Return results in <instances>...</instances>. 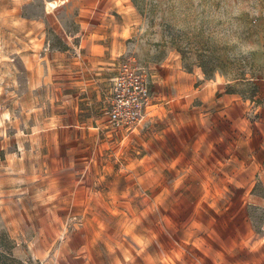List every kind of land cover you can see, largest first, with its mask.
I'll return each mask as SVG.
<instances>
[{"label": "rangeland", "instance_id": "374dc122", "mask_svg": "<svg viewBox=\"0 0 264 264\" xmlns=\"http://www.w3.org/2000/svg\"><path fill=\"white\" fill-rule=\"evenodd\" d=\"M130 1L140 17L125 51L107 48L94 54L79 47L77 11L71 6L57 11L66 19L63 28L57 25L37 39L3 34L2 27L18 22L3 13L7 4L0 3V109L13 115L0 133V231L12 240L14 255L24 256L28 241L49 235L45 194L54 190L61 196L73 183L82 182L94 192L100 190L107 206H102L101 194L100 201L95 199L99 209L93 212L69 210L60 201L53 213L58 241L64 223L78 215L97 221L94 228L106 236L107 252L116 256V264H264V0ZM46 2H21L19 12L42 17ZM18 45L23 47L20 53ZM169 52L177 53L185 69L192 71L199 67L197 56L207 55L213 72L209 77L202 72L205 79L196 84L200 88L201 83L219 80L223 87L211 98L195 95L196 84L186 90V102L176 110L184 121L194 111L220 106L212 101L224 96L227 83L234 87L226 93L229 114L235 132L239 126L248 129L234 159H191L182 140L168 143L167 128L178 121L171 119L172 106L155 93L152 105L157 106H150L154 115L132 132L111 129L103 95L92 110L82 99L91 86V76L81 69L88 57L94 56V78H105L98 82L105 93L114 70L110 63L122 57L145 68L154 92L158 84L149 66ZM29 59L40 63L45 81L58 77L59 98L45 99L56 84H40L37 98L28 96ZM16 75L21 99L11 96L16 84L10 79ZM73 78L83 82L71 86ZM213 123L220 124L216 115ZM18 136L19 148L16 142L10 145ZM11 149L13 159H21L19 177L16 164L5 165L12 159ZM87 172L95 179L73 181V174ZM75 200L85 202L84 193L76 192ZM24 259L40 264L38 259Z\"/></svg>", "mask_w": 264, "mask_h": 264}, {"label": "crops", "instance_id": "0c3cea01", "mask_svg": "<svg viewBox=\"0 0 264 264\" xmlns=\"http://www.w3.org/2000/svg\"><path fill=\"white\" fill-rule=\"evenodd\" d=\"M27 1L28 0H0L1 4H7V6L4 7L3 13H7L11 16L9 19H17L18 22L15 25L16 27H11L10 25H5L7 26L6 28L2 27L1 31L3 34L13 35L16 33L18 36L21 35V37L24 35L39 39L43 37L48 30L56 29L57 25L63 28V25L66 24V19L62 20L57 14V11L71 6L72 9L74 8L77 11L76 22L78 26L75 34H81L79 47L92 54L97 51L104 52L107 48L111 52H124L127 48L125 41L133 34L135 25H137L140 17L130 0H47L42 17H29L19 12L21 9V2ZM49 1H58L59 3L49 9ZM18 40L20 41L19 38ZM107 41L109 42L107 43ZM32 45L33 49L36 50L34 43ZM21 47V45H18V49H16L18 53L22 51L23 47ZM93 57L94 56L88 57L90 61L87 63L83 61L84 66L81 67V69L88 71L87 75L91 76L89 82L91 86L86 91V96H83L82 99L86 100L85 104L88 106V109L92 110L103 95L102 108L106 116L105 108L108 90H106V93L102 91L103 84L98 83L103 82L105 78H94L95 73L92 72L94 68V62L92 61ZM114 60L116 61L110 63L114 70L113 75L109 78L108 88L111 78L115 75L119 58H114ZM26 63L27 67L31 68V74L27 77L28 86L31 88L29 93L27 91L28 96L29 94H33V98H37L39 95L37 91L40 84H56V86H51V88H49V92H47L45 99L59 98L58 93L55 91V88L59 85L57 80L58 77H47V82L45 81L46 77H40V63L32 61L31 59ZM10 64V62H7L5 66L10 68ZM149 68L158 87L152 92L151 104L147 108V118L154 115L152 112L153 109L150 108V106L152 105L153 98H155V93L158 98H162L165 103L172 106V108L168 109L171 112L172 110L174 111V117L171 119L178 121V123H171L167 128L168 143L175 138L182 140L185 144L184 148L191 154V159H234L235 148L247 139L248 129L239 126L240 129L235 132V125L232 122L233 117L229 114L231 101L226 92L224 96L217 101H212L214 103L213 106L216 104H220V106H215L213 109L206 108V110L194 111L192 113V118L184 121L182 114L180 112L176 113V110L180 111L183 102H186V90L195 86L198 81L205 79L200 67H196L193 71L186 70L179 55L174 52H169L160 61L150 65ZM17 76L18 75L12 76L10 79L12 84H16V87L12 88L15 93L11 96H17V99H21V81L19 78L17 79ZM13 79L15 80L13 81ZM82 82L83 81L80 79L73 78L70 84L71 86H77ZM199 85H201L200 88H198L199 86L197 85L193 92H195V95H204L205 93V98H211L215 91L223 88L219 80H211ZM1 94L0 91V96ZM66 95H76L77 97V94H73L72 92H67ZM155 106H157V104ZM214 115H216L217 121L220 124L213 123ZM11 118H13V115L5 112L3 113L0 109V133L2 132L1 129L5 126L7 127L11 122ZM20 118L21 115L15 118L17 119V135H19L21 131V127L18 124ZM191 140L193 143H191ZM15 142L19 148L21 143L19 136L17 140H15V137L10 139V145L15 144ZM168 143L167 145H169ZM12 151V149L8 151L9 158L12 159H7L5 165L13 167V165L16 164L17 168L15 171L19 177L21 176V159H13ZM185 156H187V154H185ZM55 160L57 161L58 159ZM73 176V181H82L84 178L95 179V175L89 172L80 175L73 174ZM7 182L9 185L14 184L12 176H9ZM76 192L84 193L85 202L75 203L77 202L75 200ZM100 194L104 201L101 204L103 207H106L107 202L100 190L94 192L91 187H88L87 184H83L82 182L73 183L72 187L61 196L55 194L54 190H49L45 194L44 203L46 206L43 208V211L49 218L47 221L50 228L49 235H36L33 239L28 241L27 248L24 250V256L20 258L24 259L26 257H31L33 259H38L40 260V264H116V256L114 259V256L107 252L106 236H102L94 228L97 222L95 219L86 217V220H84L81 216L83 219V226L67 232V235H65L62 241H58L57 237L55 238L53 235V233L56 234L58 229L57 220L53 213L56 211V207L59 205L60 201L66 202L65 207L69 210L76 209L93 212L97 208L99 209V207L95 205V199L100 201ZM107 254L110 259L107 258Z\"/></svg>", "mask_w": 264, "mask_h": 264}, {"label": "built area", "instance_id": "2783aa9c", "mask_svg": "<svg viewBox=\"0 0 264 264\" xmlns=\"http://www.w3.org/2000/svg\"><path fill=\"white\" fill-rule=\"evenodd\" d=\"M150 82L142 65L129 57L119 58L106 99V121L111 129L132 132L146 120L153 92ZM82 226V217L72 215L64 223L59 241L65 238L70 229Z\"/></svg>", "mask_w": 264, "mask_h": 264}, {"label": "trees", "instance_id": "16d2710c", "mask_svg": "<svg viewBox=\"0 0 264 264\" xmlns=\"http://www.w3.org/2000/svg\"><path fill=\"white\" fill-rule=\"evenodd\" d=\"M208 58L207 55H198L197 59L198 66L201 68L202 72L206 77H209L210 74L213 72L214 65L208 64L205 60ZM240 78L244 76H239ZM234 87L227 83L225 92H232ZM12 240L10 239L9 235L5 231H0V264H29L28 260L21 259L14 255L12 249Z\"/></svg>", "mask_w": 264, "mask_h": 264}, {"label": "bare ground", "instance_id": "6f19581e", "mask_svg": "<svg viewBox=\"0 0 264 264\" xmlns=\"http://www.w3.org/2000/svg\"><path fill=\"white\" fill-rule=\"evenodd\" d=\"M58 1H49L48 2V7H54V6H56V5H58Z\"/></svg>", "mask_w": 264, "mask_h": 264}]
</instances>
